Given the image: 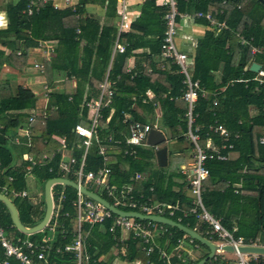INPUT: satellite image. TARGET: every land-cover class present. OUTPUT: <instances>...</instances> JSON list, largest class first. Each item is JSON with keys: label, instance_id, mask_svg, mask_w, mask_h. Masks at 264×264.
Here are the masks:
<instances>
[{"label": "trees", "instance_id": "trees-1", "mask_svg": "<svg viewBox=\"0 0 264 264\" xmlns=\"http://www.w3.org/2000/svg\"><path fill=\"white\" fill-rule=\"evenodd\" d=\"M77 1L76 10L71 12L68 9L54 11L49 0H46L42 8L29 17L22 14L28 0H20L15 6H6L7 25L0 31V35L5 38L8 35L13 36L11 48L15 50L17 39L22 40L26 48L35 46L32 40L36 35L34 28L36 24L44 25L45 37L58 41L50 69H65L68 78L73 76L81 81L74 92L70 91L66 81L62 92L52 95L54 107L46 111V118L32 121L28 120L23 111L33 108V94L28 89L17 87L12 95L7 87L0 85V186H6L9 191L25 189V163L22 162V154L31 156L40 164L33 167L30 174L41 176L43 183L59 176L56 165L59 157L53 155L58 145L51 137L65 136L70 145V139L73 140V127L77 124L88 126L84 120L86 111L79 107L84 96V86L88 90L85 100L94 98L98 91L97 85L107 72L108 80L113 82V94L108 108L101 110L97 128L100 139L112 132L113 140L119 142L115 145L102 143L110 149L106 152V157L111 172V185L119 187L129 183L133 193L141 194L144 199L177 204L179 210L186 211L191 200L186 192L183 176L179 175L177 170L169 174H165L161 169L159 173L152 170V164L148 160L153 154L148 148H137L133 157L122 155L123 150L127 148L124 144L125 126L122 123V114L131 116L141 124L151 123L157 108L159 128L167 133L169 140L182 142L186 133V104L179 98L184 87L179 81V74L176 73L177 68L166 61L168 67H160L154 65L153 61V56L158 55L165 31L163 15L166 10L155 6L154 0H144L139 16L130 22V30L121 35L126 44L124 53L115 55L108 69L115 29L113 25L100 26L96 20L84 17V5L91 0ZM106 6L105 16L112 18L117 3L115 0H108ZM176 11L181 14L208 12L215 21L224 22L226 26V29L217 34L206 31L197 41L190 71L192 80H196L204 92V96L197 98L192 109V127L199 129L198 146L203 148L208 137L213 145L222 143L216 135L207 131L208 125L214 121L231 134L238 135L237 139L230 136L225 143L231 145L230 150H221V154L227 156L226 161L205 162L208 177L202 187V206L210 215L219 219L223 228L228 231L235 228L234 238H241L244 244L262 243L264 144L260 143V139L264 137V76L260 78V82L254 80L255 73L249 71V66L251 62H255L264 72V53L253 56L249 51L250 47H260L264 51V6L257 0H176ZM76 15L79 16L76 27L63 26V22ZM76 30L79 33H76ZM26 31L31 34L29 37ZM237 35L243 37L245 45H239ZM45 37L42 39H46ZM82 42L83 45L80 46ZM142 49H147L149 53L141 52ZM12 53L6 57L7 62L11 67L22 69L25 54L15 56ZM131 57L137 58L136 64L144 62V67L137 68L139 71L131 70L126 73V62ZM78 64L80 68H77ZM147 70L150 72L147 73ZM147 92L152 96L150 99H146ZM214 99L217 100V105L212 108ZM20 128L30 132V137L26 140L22 136L23 139L15 145L12 141ZM27 141L29 143L26 146ZM10 144L20 148H12ZM18 149L19 159L16 161L12 152ZM95 153L96 147L93 145L85 158V171H95L101 165V158ZM42 155H46L45 160L41 158ZM74 157L79 161V151H74ZM123 164L127 165L125 171ZM136 172H148L147 179L133 181L130 177ZM8 177L12 178L11 182L7 181ZM65 189L68 202L74 197V192L68 187ZM41 204L43 207L38 216L30 204H22L23 217L20 218L17 213L24 227H32L41 220L44 212L43 199ZM62 207L64 211L70 210L67 205ZM30 215L37 216L36 220L33 221ZM0 223L4 227L12 226L7 212L6 217H0ZM180 223L192 229L195 219L188 216ZM64 224L67 232L65 237L61 238L58 231L50 244L52 247H61L69 241V226L67 222ZM108 225L109 222H104L89 230L85 250L94 260H99L111 247V238L107 233ZM202 226L199 225L197 233L203 236ZM12 230L17 232L13 227ZM168 230L171 237L160 239L163 245L167 242V253L172 251L175 240L183 235L174 228L168 227ZM36 235L29 236L30 240L35 241L33 238ZM19 236L22 234L19 233ZM201 247L206 249L199 245V248ZM124 253L126 256L122 259L127 263L145 260L138 242L129 241ZM206 255L184 264H195ZM49 261L51 264H71L68 254L52 253ZM111 263L110 259L105 264ZM170 264L183 263L173 257ZM255 264H264V259L258 257Z\"/></svg>", "mask_w": 264, "mask_h": 264}, {"label": "built area", "instance_id": "built-area-1", "mask_svg": "<svg viewBox=\"0 0 264 264\" xmlns=\"http://www.w3.org/2000/svg\"><path fill=\"white\" fill-rule=\"evenodd\" d=\"M66 5L70 4V0H62ZM117 9L115 11V37L111 46L109 65L115 55L122 54L125 50L126 44L123 42L122 34L128 31L129 22L127 21L126 14V0H116ZM158 7H162L166 10L163 15L165 24V31L163 33L162 42L159 47V57L161 60L168 62L170 65H174L177 68L176 73L179 74V81L184 87L181 96L179 97L186 104V112L184 118L186 121V133L184 135L192 145V155L190 162L180 165L178 172L186 183V192L190 197V207L185 210H179L177 204H165L161 202H152L150 199H144L141 194L133 193L132 186L130 184H121L119 187L111 185L110 183V168L108 167L106 152L109 147H105L102 143L107 144H119V142L113 140L112 132L107 134L105 138L100 139L98 135V120L100 119L101 110L108 108L112 94V84L108 80V74L102 78L98 88L99 92L97 98L85 103L84 107L88 110L89 114L84 120L88 123V126H82L77 124L71 130L70 145H68L67 138L65 136H52L51 139L57 143V148L53 155H58L57 173L59 179H65L74 183L77 187H82L86 191L93 193L94 195L105 200L114 209L123 213H137L142 216L162 217L171 220L176 216L178 212L180 217L177 218L174 223H178L180 219L188 216H193L197 223L202 224V233L199 234L204 239L209 241L214 246L219 247V250H215L212 258L208 264H255L257 255L239 254L236 252L238 247H264V240L261 244H244L241 238H234L233 232L226 230L222 227L219 219L210 215L202 206L201 193L202 187L207 180L208 171L205 167V162L208 160H216L224 162L227 160V156L221 154V150L225 148L231 149V145L225 143L228 142L230 136L233 139H237L238 135L231 134L221 124L214 121L208 125L207 131L211 135H216L217 139L222 143L220 145H213L210 137L205 140V145L200 148L197 144L198 127L193 128V116L192 109L196 103L198 97L202 98L204 92L198 85V82L191 78V65L193 56L188 53L180 52L176 49L173 43V36L175 35V20L185 19L188 14H178L176 11V0H155ZM53 10H57V4L51 5ZM28 14L30 11L27 10ZM194 19H204L208 22V26L212 31L221 32L226 29L224 22H217L210 16L209 13H203L200 11H194L191 15ZM241 40V37H239ZM241 43L245 45L244 39ZM247 45V44H246ZM149 52L147 51L146 54ZM264 53L260 47H250V54ZM144 67V65H141ZM126 73L131 70L126 68ZM149 73L150 70H147ZM134 76V74H131ZM264 76V72L260 66V69L255 73L254 80L260 82V78ZM217 100L212 102V108L216 107ZM157 110V108H156ZM122 123L125 126L124 130V144L127 146L123 150L122 155L125 157H133L136 155V149H146V137L150 130H158L156 120L159 118V113L152 117L151 123L141 124L134 121L129 115L122 114ZM29 121L33 120V117L28 118ZM23 137L29 140L30 132L22 131ZM76 139V140H75ZM75 140V141H74ZM17 144V141H14ZM29 142H26V146ZM260 143L264 144V137L260 139ZM96 147V155L101 158V165L95 171H85V158L90 152L92 146ZM153 151L157 150V147H151ZM74 151H79V161L74 157ZM43 160L46 159V155H42ZM22 162L25 163V176L30 175V170L40 165L31 156L23 154ZM50 171V170H49ZM148 177V172L134 173L131 176L133 181H145ZM72 178V179H71ZM8 182L12 181L11 177L7 178ZM61 184H53L50 187L51 198V213L49 220L43 230L47 231L51 235L58 232L61 238L65 237V224L67 222L69 226V241L59 246L52 247L50 244L53 239L42 238L38 241L30 240L28 235H24L26 238L15 237L11 235L12 227H4L0 223V264H51L49 261L50 255L54 254H68L71 264H105L108 262L111 256H117V254H125L124 249L127 248L126 243L128 241L138 242L140 244V252L142 253L145 262L135 260L137 264H170L171 258L177 259L180 263H186L191 251L198 250L199 245L196 241L190 238L188 235L183 234L181 237L175 240V246L169 253L166 252L165 246L161 243V238L168 239L171 237V232L168 230V226L158 224L147 220H138L132 217H122L115 215L108 211L102 204L94 201L87 196L83 195L78 189H71L74 192V197L66 202V195L64 192L54 191V187ZM64 186V185H61ZM67 187V186H64ZM54 188V189H53ZM93 188L94 191H91ZM8 191V192H7ZM0 195L10 201L8 195L13 199L20 201L23 200L29 203L34 211H40L43 206H39L38 198H33L28 195L26 190L15 189L7 190L6 186H0ZM103 195L108 200L101 197ZM11 202V201H10ZM1 204V203H0ZM63 205L69 206V211H64ZM31 219H34L31 216ZM172 221V220H171ZM104 222H109L107 233L113 242L112 247L100 257L99 260L90 258L85 250L86 240L89 234V230L95 225H101ZM87 226V228H86ZM10 230V231H9ZM42 230V232H43ZM38 233H41L38 232ZM37 234V233H36ZM228 246L235 250L233 253H226L220 249V247ZM122 247V248H121ZM226 254H232V259H227ZM154 257V259H153ZM264 257V256H261ZM109 258V259H108ZM99 262V263H98ZM132 262V263H134Z\"/></svg>", "mask_w": 264, "mask_h": 264}, {"label": "crops", "instance_id": "crops-1", "mask_svg": "<svg viewBox=\"0 0 264 264\" xmlns=\"http://www.w3.org/2000/svg\"><path fill=\"white\" fill-rule=\"evenodd\" d=\"M19 1L20 0H0V31H3L7 25V18H6V11H5L6 6L8 4L15 6ZM107 1L108 0H91L89 3L85 4L84 5V10H85L84 17H87L88 19H91V20H96L98 22V25H100V26L101 25H113V27H114L115 22H116L115 11H114V16L112 18H108L107 16H105ZM45 2H46V0H28L26 6L24 7V10L22 11V14L26 17L31 16L33 13L37 12L40 8H42V6H43V4H45ZM49 2L51 5L57 4L58 9L54 10V11H60V10L68 9L71 12H74V10H76L77 5H78L77 0H70L69 5L64 4L62 2V0H49ZM143 2H144V0H126V14H127V21L129 22L128 31L130 30V22L134 21L139 16L141 5ZM154 4H155V6L158 7V5L155 3V0H154ZM27 10L30 11V14H28ZM193 13L194 12L188 13L189 17H187L185 19H178V17H177V20H175V26H182L180 29H182V32H183L182 33L183 38L178 39V45L176 43V45H177L176 49H178V51H180V52L188 53V55H191V57L193 56V59H194L196 43L199 39H201L203 37L204 33L206 31H209L211 33L217 34L218 32L212 31L211 30L212 28L208 26V22L205 21L204 19L191 18V15ZM178 14H181V13H178ZM81 17H83V15L80 16V18ZM78 21H79V16L76 15L75 17L68 19L65 22H63V26L64 27H72V26L76 27ZM44 30H45L44 25L42 26L41 24H36V27L34 28V33L36 35L32 38L35 46H32V47L29 46L26 48L24 46V43L22 42V40L17 39L15 42V50H13L10 46V42L14 40L13 36L8 35L5 38L2 35H0V55H1L0 56V85L7 87L12 95L15 93V90L17 87H21L22 89H28L33 94V98H34L33 108L30 110H24L23 111V113L26 114V116L28 118L32 116L33 120L46 118V111L52 110L54 107L52 95L59 94L60 92H62L63 87H64V83L66 81H68L69 89L71 92H74L78 83H80V81H81L79 79L74 78L73 76H70L68 78L67 77V70H65V69L62 71L51 70L52 69V65H51L52 63L51 62H53V60L55 58L58 41L54 40V39L52 40V38H46L45 37L46 35L43 33ZM127 32H125V33H127ZM76 33H79V31L76 30ZM115 34H116V31H115ZM26 35H28V37H29L31 34H29V32L26 31ZM44 37L46 39H42ZM114 37H115V35H114ZM237 37L239 39V37H241V36L237 35ZM241 40H243V37H241ZM241 40L239 39V45L242 46L244 44L241 43ZM82 45H83V42L80 43V46H82ZM147 51H148L147 49L141 50V52H145V53ZM110 52H111V50H110ZM11 53L14 54L15 56L21 55L22 53L25 54L24 66L22 67V69H17V68L11 67L10 64L7 62L6 57ZM254 55H256V54H254ZM193 59H192V65L190 68L191 70L193 67ZM109 60H110V54H109ZM136 61H137L136 57L129 58L128 61L126 62V68H129L130 70H137V68L142 67L141 65H144V62H140V64L139 63L136 64ZM153 61H154V65L157 64L160 67L161 66L162 67L163 66L168 67L167 64L165 63V61L161 60V58L159 57V52H158V55L153 56ZM252 63H255V62H251V64ZM137 65H139V67ZM77 68H80V64L77 65ZM107 68L109 69V66ZM137 71H139V70H137ZM61 73H63L65 75L64 78L60 75ZM105 74H104V76H105ZM59 76H61L62 78ZM62 79H63V83L59 84ZM215 79H217V74H215ZM110 82L112 84L111 87H113V82L112 81H110ZM51 83L52 84L54 83L53 85L55 88L53 90L50 89L52 86ZM99 84L97 85V88H98ZM40 92H41V94H40ZM98 92H99V88H98L97 94H98ZM86 93H88V90H87L86 86H84V91H83L84 96H82L81 103L79 105V107L81 109H85V111H86L84 118H86L87 115L89 114L88 110L84 107L85 103L89 102L90 100H94L97 98V95H96L94 98H91L89 100L88 99L85 100ZM146 97H147L146 99H150L152 96L147 92ZM138 113H140V112H138ZM154 113L158 114L159 113L158 109L154 110ZM110 114H111V112H110ZM107 120H108V118L106 119V121ZM158 130L165 137V135L167 133L164 130H161L159 127H158ZM22 131H23V129L20 128L19 132H17V133L20 134ZM59 137H61V136H59ZM184 139H185V137H184ZM184 139L182 140V142L184 141ZM14 141H18L17 138H14L12 142L14 143ZM204 145H205V143H204ZM10 146H12V148H20V147L13 146L12 144H10ZM156 147L158 149L159 146H156ZM147 148H148V150L151 151V153L154 156L155 151H153L151 147H147ZM183 149H184V147H179V148L176 147L173 151H171V155H172L173 160L181 162V161H183V158L186 159L187 155L180 157V155H182L184 153V152H182ZM153 156L150 160H148L149 162H151L152 166L154 164L156 165L155 159H154V163H153V160H152ZM180 165H183V163L178 164V167ZM166 166H167V164H166ZM108 167H109V165H108ZM126 168H127V165L123 164V170L124 171ZM176 172L179 174L178 170ZM136 173H142V172H136ZM124 184H129V183H124ZM104 199L108 200L105 197H104ZM43 205H44V203H43ZM39 206H42V204L40 203ZM41 210L42 209H40V211H37V212L35 211L37 216H38L39 212H41ZM37 216H35V219H32V220L35 221ZM178 217H180V214L177 212L175 218L171 219V220L176 221ZM183 219H186V218H183ZM181 220L182 219H180V221ZM180 221H179V224H181ZM199 225H201V224L197 223L195 221L194 227L190 230L197 233V230H199ZM184 227H186V226H184ZM43 232L46 233L47 231L43 230ZM197 234L199 235L200 233H197ZM45 235L41 236L40 239H42L43 237L47 238ZM127 243H126V245H127ZM112 244H113V242L111 241V247H112ZM198 250H200V248ZM191 252H190L188 258H190L189 261L192 262V261L198 259V257L192 256ZM125 256L126 255H124V254H119V255L117 254V256H114V255L111 256L110 257V259L112 261L111 264H137V262H134V261H133L134 263L125 262L124 259H122ZM225 257H226V255H225ZM226 258H228V257H226ZM138 261L142 262V260H138ZM143 262H145V260Z\"/></svg>", "mask_w": 264, "mask_h": 264}, {"label": "water", "instance_id": "water-1", "mask_svg": "<svg viewBox=\"0 0 264 264\" xmlns=\"http://www.w3.org/2000/svg\"><path fill=\"white\" fill-rule=\"evenodd\" d=\"M257 1L260 2L264 6L263 0H257ZM259 69H260V65H258L256 63H252L249 66V71H251L252 73H256ZM163 143H165V137L160 131L150 130L147 133L146 145L148 147L159 146L158 149L154 152V159H155V162H156V165L158 168H164V167H166V164H167V150L164 146L160 147ZM53 184H61V185L67 186L73 190L78 189L83 195L87 196L88 198H90L94 201L99 202L106 209H108V211H110L111 213H113L115 215L122 216V217H132V218H135L138 220H147V221L155 222L158 224H163V225H166L168 227H172V228L180 231L181 233H183L185 235H188L190 238H192L194 241H196L200 246H203L207 249V255L204 258H202L201 260H199L198 262H196L195 264H205L206 262H208L212 258L215 250H219V247L214 246L209 241L204 239L202 236H200L197 233L193 232L192 230L182 226L181 224L174 223V222H172L168 219L162 218V217H153V216H147L146 217V216L139 215L137 213L120 212V211L114 209L112 206H110L105 200L94 195L93 193L86 191L82 187H77L74 183H72L68 180L59 179V178H51V179L44 182L43 189H42L43 190L42 191L43 203H44L43 216H42L41 220L36 225L29 227V228L24 227L20 223L18 213H17L14 205L8 199H6L5 197L0 195V203L5 208V210L8 214L10 223L17 232H19L20 234H24V235L29 236V235L36 234V233L43 230V228L45 227V225L47 224V222L49 220L50 213H51L50 187ZM220 249L226 253H233L235 251L228 246L220 247ZM236 252L239 254L264 256V247L243 246V247H238L236 249Z\"/></svg>", "mask_w": 264, "mask_h": 264}, {"label": "rangeland", "instance_id": "rangeland-1", "mask_svg": "<svg viewBox=\"0 0 264 264\" xmlns=\"http://www.w3.org/2000/svg\"><path fill=\"white\" fill-rule=\"evenodd\" d=\"M175 36H173V43L175 45V47L178 45V39H181L183 38V35H182V29H180L182 26H175ZM177 43V45H176ZM178 50V49H177ZM63 78H64V74L61 73L60 74ZM59 76V77H61ZM61 77V78H62ZM55 83V82H54ZM53 83V84H54ZM63 83V79L60 81L59 84ZM52 84V83H51ZM52 84L51 88L50 89H54V85ZM41 94V92H40ZM39 94V95H40ZM154 115H156L154 113ZM156 125L157 127H159V120H156ZM22 136H23V132L20 133ZM20 134H15V138H17V140H22L23 137L20 135ZM12 135V134H10ZM169 136L166 134L165 135V143H163L161 145V147H165L166 150H167V166L164 167V168H157V166L154 164L153 166H151L152 170H154L155 172L157 171L158 173L163 171L165 174L167 173H175L176 170H178V164L180 163H183V164H187L190 162V159H191V153H192V145L190 144L189 140L187 138L184 139V141L181 143L177 140H172V139H168ZM205 143V141H204ZM179 148V147H184L183 151L184 152L182 155H180V157H183L184 155H187L186 159L183 158V161L181 162H178L176 160H173L172 158V155H171V151H173L175 148ZM20 150H16V151H13L12 152V155H14V158L15 160L17 161L19 159V155L17 152H19ZM21 151H24L23 149H21ZM177 159V158H176ZM153 163H154V156H153ZM178 163V164H177ZM161 169V171H160ZM72 179V178H71ZM43 179L41 176L39 175H36V174H30L28 175L27 177H25V189H26V192L28 193V195L30 197H33V198H38V203H42V199H43V193H42V189H43ZM66 187L64 186H61V185H57L54 189V191L56 192H65V189ZM71 190V189H70ZM91 191H94L93 188H90ZM8 198L10 199L11 203L14 205L16 211L19 213V217L22 218L23 217V211H24V208L22 206V204L25 202L23 200H20V201H17L15 199H13L10 195H8ZM28 202V201H27ZM29 204V203H28ZM241 212V211H240ZM6 217V211H5V208L3 207V205L1 206L0 205V217ZM41 216V214H40ZM40 218V217H39ZM34 219H35V216H34ZM247 221V219H245ZM249 221V220H248ZM4 222V221H3ZM33 223V222H32ZM250 223V222H248ZM5 225H8V224H5ZM8 227V226H7ZM46 234V235H45ZM11 235L12 236H15V237H22V238H26L25 236H19V233L18 232H14L13 230L11 231ZM45 235L48 239H53V235H51L50 233H45V232H41V233H37L36 236H34L33 239H35V241H38V240H41V236ZM257 244H261V243H257ZM207 254V250L204 249V248H200V250H195V251H192L191 252V255L192 256H196V257H202L203 255ZM226 257H228L227 259H232L233 258V255L232 254H226ZM264 259V257H262ZM208 262H206L205 264H208Z\"/></svg>", "mask_w": 264, "mask_h": 264}, {"label": "clouds", "instance_id": "clouds-1", "mask_svg": "<svg viewBox=\"0 0 264 264\" xmlns=\"http://www.w3.org/2000/svg\"><path fill=\"white\" fill-rule=\"evenodd\" d=\"M69 188V187H68ZM71 189V188H70ZM171 221V220H170ZM173 222V221H172ZM178 224V223H177ZM29 228V227H28ZM170 228H172V227H170ZM31 236V235H30Z\"/></svg>", "mask_w": 264, "mask_h": 264}]
</instances>
